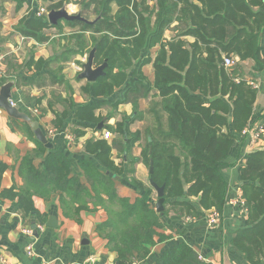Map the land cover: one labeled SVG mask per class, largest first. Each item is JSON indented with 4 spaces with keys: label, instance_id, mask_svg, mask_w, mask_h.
<instances>
[{
    "label": "trees",
    "instance_id": "obj_1",
    "mask_svg": "<svg viewBox=\"0 0 264 264\" xmlns=\"http://www.w3.org/2000/svg\"><path fill=\"white\" fill-rule=\"evenodd\" d=\"M43 1L49 3L50 11L61 8L65 0ZM85 6H93L96 21L65 22L76 30L71 37L76 39L77 50L69 53L83 54L97 45L95 64L107 60L108 67L104 76L86 87L103 100L81 105L71 131L79 138L85 133L83 128H96L104 118L96 110L103 106L118 109L121 103L131 102L137 112L139 100L155 92L157 100L150 104L154 118L144 128L141 156L148 167L154 161L150 178L165 185V210L158 212L154 207L151 184L133 179L141 191L135 199L118 193L115 181L124 168L112 159V149L116 146L129 155L142 139V131L131 132L137 118L125 116L116 128L106 126L121 136L111 144L103 138L86 142V150L104 166L80 160L86 183L72 175V164L60 151L48 153L36 166L34 157L45 151L38 141L32 155L21 163L25 186L17 193L18 206L26 213H37L33 195L42 188L60 191L64 213L78 220L82 210L92 209L90 202L102 206L108 218L96 230L116 253L117 264H134L166 238L159 228L164 226L162 217L172 210L189 218L202 217L203 211L212 209L223 212L228 194L223 173L229 166L226 159L239 136L247 141L242 132L252 122L258 96V88L248 82L245 64L251 61L257 71L264 70L260 44L264 0H88ZM64 26L36 14L19 29L46 41L50 37L47 28L62 31ZM172 27L176 33L168 40L165 34ZM188 35L195 38L192 43ZM157 45L155 77L150 81L143 67L152 62L151 51ZM225 56L235 58V64L226 66ZM240 176L248 227L237 231L234 244L252 264H264V146L248 153ZM155 264L213 263L181 242L169 247Z\"/></svg>",
    "mask_w": 264,
    "mask_h": 264
},
{
    "label": "crops",
    "instance_id": "obj_2",
    "mask_svg": "<svg viewBox=\"0 0 264 264\" xmlns=\"http://www.w3.org/2000/svg\"><path fill=\"white\" fill-rule=\"evenodd\" d=\"M43 2L0 0V53L5 54L4 67L7 74L2 85L9 81L14 82L12 99L22 112L38 120L48 139L47 144L41 142L28 122L10 117L1 108L0 257L7 258L13 264H40L42 260H48L51 264H117L116 253L109 250L107 239L101 237L96 230L97 225L108 218L107 211L102 206L95 207L93 202H90L89 208L92 209L82 210L79 220L69 217L64 213L61 203L62 193L42 188L41 193L33 195L37 213L24 212L18 206L17 193L25 186L20 167L24 157L32 155L39 141L44 145L45 151L34 157L36 166L43 162L48 153L60 151L70 160L72 175L86 183L80 160L89 159L104 169L96 156L86 150V142L103 138L111 144L112 137L105 138L104 130L110 131L106 126L116 128V124L124 116L137 118L131 125V132L142 131V139L135 142L129 155L116 146L112 149V159L124 168L123 174L115 181L118 193L135 199L141 191L137 190L133 179L146 185L151 184L149 167L143 162L141 153L145 137L144 128L150 118H154L150 104L157 98L154 96L155 92L148 97H142L137 104V112L131 102L121 103L118 109L109 105L103 106L96 110L97 116L104 117L97 127L83 128L84 135L79 138L75 136L74 141L69 143L65 133H73L71 128L75 127L74 117L78 108L103 98H96L87 92L86 87L90 81L78 78L83 70L81 55L69 53L70 50H77L74 46L76 39L71 37L76 30L67 26L66 21H61L65 25L62 31L54 27L47 28L45 31L50 37L46 41L26 36L20 31L21 23L27 18L35 17ZM175 33L176 29L172 27L165 37L169 40ZM186 39L190 43L195 40L190 35ZM260 44L264 59V29ZM158 50V45L152 49V62L143 67V72L150 81L155 77L153 61ZM245 67L247 79L254 80L258 85V96L251 121H264V70L257 71L256 65L251 61L246 62ZM128 73L131 74V71ZM117 136L118 134L114 137ZM251 150L249 143L241 136L232 145L226 159L229 166L223 172L228 182L227 202L217 224L211 225L207 221L209 211H203V216L197 218L181 217L171 211L162 217L164 226L159 228V232L166 235V238L152 248L148 257L138 259L134 264H155L169 247L181 242L189 244L206 262L252 264L234 244L237 231L248 227L247 211L244 207L231 203L242 193L240 171L245 166L246 156ZM68 200L69 196L65 195V201ZM194 204L199 211L202 210L197 202ZM52 216L57 220L56 228L47 225ZM39 224L44 225L43 230L37 229ZM25 227L35 229L33 239L23 233ZM30 243L34 247L33 256H29L26 251Z\"/></svg>",
    "mask_w": 264,
    "mask_h": 264
},
{
    "label": "water",
    "instance_id": "obj_3",
    "mask_svg": "<svg viewBox=\"0 0 264 264\" xmlns=\"http://www.w3.org/2000/svg\"><path fill=\"white\" fill-rule=\"evenodd\" d=\"M48 20L51 24L57 25L61 21H73L79 20L86 23H95L96 20H88L81 13L72 14L68 11L66 5H63L59 9L50 10L48 13ZM97 51V45L90 51L87 61L83 64V70L78 75L79 79H87L90 82L96 81L99 77L106 74V68L108 67V62L105 60L102 64L95 65V55ZM14 82L9 81L4 83L0 88V108L4 109L8 115L12 118L21 119L28 122L38 140L47 144L48 139L39 125L38 120L28 113L22 112L20 107L17 105H12L11 99L13 98V88ZM102 123L99 125L101 127ZM149 172L152 174L154 172V161L151 160ZM150 183L154 190L157 192V203L156 209L158 212H162L165 209V185L159 186L152 178H150ZM49 227L56 228L58 226L55 217H50L47 224ZM35 227V226H34ZM37 232H35V236Z\"/></svg>",
    "mask_w": 264,
    "mask_h": 264
},
{
    "label": "built area",
    "instance_id": "obj_4",
    "mask_svg": "<svg viewBox=\"0 0 264 264\" xmlns=\"http://www.w3.org/2000/svg\"><path fill=\"white\" fill-rule=\"evenodd\" d=\"M47 16L48 15V11H45L44 8H39L37 10V16L42 17V16ZM4 59H5V54L4 53H0V87L2 85V81L3 79L7 76L6 74V70L4 67ZM224 62L226 66H232L235 64L236 59L233 57H224ZM249 84H251L252 86L257 88V84L255 83L254 80H249L248 79ZM11 103L12 105H16V103L14 102L13 99H11ZM2 111V109L0 108V112ZM36 111V110H35ZM111 132L107 131L105 132V138H111L110 137ZM242 135L246 137L247 142L249 143V146L251 148H255V147H261V145L263 144V138H264V121H254L251 122L242 132ZM65 136L68 140V142H73L75 139V135L71 132H66ZM231 203L233 204H237L240 205L242 207H244L245 205V199L242 197V193L240 194L239 197H237L236 199H234ZM207 221L209 222V224L211 225H215L219 222L220 218H221V213L218 210L212 209L209 210V213L207 214ZM39 231L44 229V225L39 224L38 228ZM34 231L35 229L31 228V227H25L23 228V233L31 236L32 239L34 238ZM27 254L29 256H33L34 255V247L33 245L30 243L27 248H26ZM0 264H13L10 260H8L7 258L1 256L0 257ZM40 264H51L48 260H42Z\"/></svg>",
    "mask_w": 264,
    "mask_h": 264
},
{
    "label": "rangeland",
    "instance_id": "obj_5",
    "mask_svg": "<svg viewBox=\"0 0 264 264\" xmlns=\"http://www.w3.org/2000/svg\"><path fill=\"white\" fill-rule=\"evenodd\" d=\"M86 2H88V0H65L64 1V5H66V7H67V9H68V11L70 12V13H72V14H77V13H81L84 17H86V18H88V19H90V20H94L96 17H97V15H96V13L94 12V9H93V6H91V7H86L85 6V3ZM48 5H49V3L48 2H43V4L41 3V5H40V9L41 8H44L45 9V11H48ZM114 6V9H116L117 7H116V5L114 4L113 5ZM50 11H48V13H49ZM48 16V15H47ZM65 22V21H64ZM79 26V25H78ZM76 29H78L79 30V28L77 27ZM54 32H55V30H53ZM50 32H52V30H50ZM93 49V48H92ZM91 49V50H92ZM90 50V51H91ZM90 51H86L85 53H83V54H81L80 53V55H81V59H82V64H84L86 61H87V59H88V56H89V53H90ZM105 132H107V130H104ZM103 131V132H104ZM110 132H111V135H110V137L112 136V138L111 139H113L114 138V136H116L117 134H113L114 132H112L111 130H110ZM118 136H120V134H118ZM121 137V136H120ZM263 144L261 145V146H264V138H263V142H262ZM255 148H258V147H255ZM255 148H252V150L253 149H255ZM148 170V169H147ZM152 197H153V199H154V207L156 208V203H157V192L155 191V190H153V193H152ZM165 206V205H164ZM157 210V209H156ZM165 210V209H164ZM170 210H172V209H170ZM173 211V210H172ZM170 213V212H169Z\"/></svg>",
    "mask_w": 264,
    "mask_h": 264
}]
</instances>
